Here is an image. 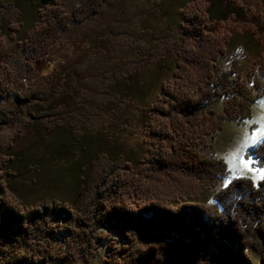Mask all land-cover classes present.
<instances>
[{
	"label": "trees",
	"instance_id": "16d2710c",
	"mask_svg": "<svg viewBox=\"0 0 264 264\" xmlns=\"http://www.w3.org/2000/svg\"><path fill=\"white\" fill-rule=\"evenodd\" d=\"M41 1V23L23 43L33 63L48 56L70 24L98 14L105 3L78 0L66 11L58 0ZM181 14L173 79L147 109L155 140L147 163L116 166L77 213L65 205L22 204L4 182V167L27 121L16 116L0 131V264H90L103 228H121L123 245L99 264H264V183L235 178L214 195V203L200 201L206 189L229 176L213 145L217 133L227 122L250 120L254 104L264 98V53L247 71L237 59L228 70L216 71L231 35L208 30L203 0L185 4ZM6 97L20 95L0 79V102ZM247 155L264 165V138ZM62 220L71 227L58 228ZM61 235L65 252L55 254L50 243Z\"/></svg>",
	"mask_w": 264,
	"mask_h": 264
},
{
	"label": "rangeland",
	"instance_id": "374dc122",
	"mask_svg": "<svg viewBox=\"0 0 264 264\" xmlns=\"http://www.w3.org/2000/svg\"><path fill=\"white\" fill-rule=\"evenodd\" d=\"M191 1L105 0L98 14L70 24L48 56L33 63L23 43L41 23L46 5L41 0H0V79L20 95L0 102V131L16 116L27 121L9 152L4 182L25 207L57 204L77 213L88 193L109 180L116 166L139 168L147 163L155 142L147 109L163 84L173 79L181 9ZM203 1L208 30L231 35L216 71L228 70L233 59L247 71L264 53L262 1ZM77 3L57 1L66 11ZM215 108L221 111L222 103ZM262 127L264 98L254 104L250 120L227 122L217 133V156L226 163L241 149V156L264 167L247 155L257 142L244 145L246 139L264 138L258 135ZM235 178L240 177L229 170L228 178L206 189L200 201L214 203V195ZM71 225L65 220L57 223L60 229ZM119 229L98 230L102 240L90 251V264L111 259L113 248L123 245ZM63 245V235L55 236L50 248L61 254Z\"/></svg>",
	"mask_w": 264,
	"mask_h": 264
},
{
	"label": "snow or ice",
	"instance_id": "6c2138e0",
	"mask_svg": "<svg viewBox=\"0 0 264 264\" xmlns=\"http://www.w3.org/2000/svg\"><path fill=\"white\" fill-rule=\"evenodd\" d=\"M258 135L264 136V127H262V132ZM256 142H258L256 138H250L244 141V145L249 143L254 144ZM240 151L241 149H238L236 152L232 153L230 160L226 162L230 165L229 170L236 173L240 178H245L244 174L247 173L255 186L264 183V167H256V162L241 156L239 154ZM225 187H227V182H225Z\"/></svg>",
	"mask_w": 264,
	"mask_h": 264
}]
</instances>
